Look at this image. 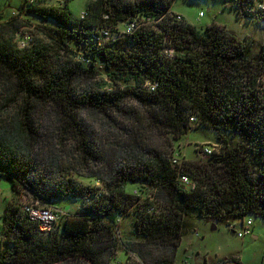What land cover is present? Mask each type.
Wrapping results in <instances>:
<instances>
[{"label":"trees","instance_id":"16d2710c","mask_svg":"<svg viewBox=\"0 0 264 264\" xmlns=\"http://www.w3.org/2000/svg\"><path fill=\"white\" fill-rule=\"evenodd\" d=\"M174 1L90 0L82 17L67 7L30 4L27 14L52 25L57 56L0 43L7 93L0 103V177L13 194L0 264L75 258L178 264L181 241L197 220H264V41L251 54L225 26L198 29L183 16L178 20ZM260 2L235 0L241 12L264 21V11L254 10ZM133 20L140 25L132 34L101 40V30L121 32ZM97 76L107 80L96 85ZM7 81L15 91L5 88ZM80 109L100 114L120 132L111 144L81 121ZM192 125L213 129L220 150L209 159H184L177 168L171 158L180 155L177 143ZM153 130L170 140L168 149L153 143ZM183 174L194 189L181 185ZM75 175L99 181L90 187ZM127 184L137 187L128 193ZM24 197L59 211L57 200L79 197L82 203L45 232L24 212ZM130 212L132 229L119 241L121 219ZM119 247L134 261L116 262ZM231 263L242 264L234 256L213 264Z\"/></svg>","mask_w":264,"mask_h":264},{"label":"rangeland","instance_id":"374dc122","mask_svg":"<svg viewBox=\"0 0 264 264\" xmlns=\"http://www.w3.org/2000/svg\"><path fill=\"white\" fill-rule=\"evenodd\" d=\"M88 1L90 0H0V11L3 15V18L0 20V43L4 44L11 42V46L17 45L19 49L39 47V49L49 51L48 53L56 57L58 54V46L49 29L52 25L27 14L26 9H28L30 4L45 7H67V10L74 17H82L84 16V8ZM21 5H23L22 9H20ZM250 8L251 7L248 9L250 10ZM171 11L182 15L188 23L196 26L198 29H204L212 23L225 26L240 40L250 45L251 54L258 53L263 44L264 21H258L255 17L241 12L235 0H175L172 4ZM201 12L204 13L202 17H200ZM57 40L59 41V39ZM62 54L63 51L61 55ZM101 77L97 76L95 78L96 85L102 82ZM105 79L107 80V77H105ZM92 81L93 80H90V83ZM12 82L14 83V81ZM8 84L9 85L5 86V88H11L12 91H15L14 85H12L11 82H8ZM3 87L2 82H0V103L4 101L7 94ZM110 87L111 85L104 86L105 89ZM10 96L13 103V99L16 97L15 92H12ZM13 106L15 107L16 105L14 104ZM43 108L47 110L49 107L44 106ZM78 113L81 121H84L86 125H90L92 129L98 132L101 143H105L106 145L111 144L113 139L116 138L117 133H120L106 126L108 125L107 122L98 113H89L86 109H80ZM45 124L50 125V119H48ZM122 125L126 124L123 122ZM153 136L154 142L150 140L151 142L155 145H159V148L168 149L167 145L170 143V140L166 144L165 136H158V133H154V130ZM209 144L213 147L215 146V153L219 152L220 143L217 138V133L213 129L200 126L195 128V126L192 125V129L177 143V149L179 148L180 155L187 160L209 159L212 157L204 156L201 151L202 148L210 146ZM75 176L90 187H93L99 181L96 179H87L78 175ZM136 187L135 184H127L125 190L131 193ZM0 192L4 197L9 196L6 200L8 203L12 194L11 185L10 182L3 177H0ZM146 194L147 193L142 194L143 197H145ZM21 202L26 204L30 202V199L24 197ZM81 203L82 199L79 197H67L55 201L54 205L61 209L60 211L62 212L73 213ZM135 217V214L130 212L125 218L121 219L117 231L120 237L119 241L126 239L129 235L132 229V221ZM251 218L253 220L252 232L243 238L238 237L232 232L226 223L197 220L194 229L185 235L181 241L178 249V256L180 258L178 264H183L184 261H189L193 264H205V262H207V264H213L218 260L233 255L237 256L242 264H264V220L256 216H251ZM58 221L62 224L64 218L60 217ZM57 228L59 229V227L55 229ZM120 260L124 263H130L134 261V258L127 254L124 248L119 247L115 261L117 262ZM57 264L87 263L84 260L75 258Z\"/></svg>","mask_w":264,"mask_h":264},{"label":"built area","instance_id":"2783aa9c","mask_svg":"<svg viewBox=\"0 0 264 264\" xmlns=\"http://www.w3.org/2000/svg\"><path fill=\"white\" fill-rule=\"evenodd\" d=\"M255 11H264V2L257 3L255 6ZM203 12L200 13V17L203 16ZM178 20H182V15H177ZM139 22L137 20H133L129 22L123 31L117 32L113 29L106 28L101 30V40L102 41H112L117 40L121 37L127 36L132 34L138 27ZM167 51H171V49H167ZM155 86H151L150 88L153 90ZM210 145V144H209ZM215 147V146H214ZM212 145L206 146L201 149L204 156L209 157L213 156L215 154L216 149H214ZM184 158L180 156L179 154L174 155L171 158V162L173 166H176L177 168L181 167L182 161ZM179 181L181 185L188 189H194L196 187L195 182L191 180V178L187 175H181L179 177ZM100 195V193L98 194ZM23 210L25 213H28L30 219L37 221L40 223V227L43 231L48 232L50 231L54 225L58 222L59 218L64 216L65 213L62 211H59L57 209L51 208V207H39L36 206L34 203H26L23 206ZM153 208L150 209L152 211ZM229 229L233 231L238 237L243 238L244 236L251 234L252 227H253V220L251 217L245 218L243 221H233L227 223ZM241 226V227H240ZM240 228V229H239ZM183 264H193L189 261H184Z\"/></svg>","mask_w":264,"mask_h":264},{"label":"crops","instance_id":"0c3cea01","mask_svg":"<svg viewBox=\"0 0 264 264\" xmlns=\"http://www.w3.org/2000/svg\"><path fill=\"white\" fill-rule=\"evenodd\" d=\"M6 179V178H5ZM7 180V179H6ZM9 181V180H7ZM11 185V184H10ZM13 194H11V198H12ZM9 198V196H3L1 195V192H0V217H1V222H0V227H1V233H0V240H1V236H2V226H3V219H4V216H5V213H6V206H7V199ZM11 200V199H10ZM9 200V201H10ZM234 256V255H233ZM236 258H238L237 256H234ZM239 259V258H238Z\"/></svg>","mask_w":264,"mask_h":264}]
</instances>
